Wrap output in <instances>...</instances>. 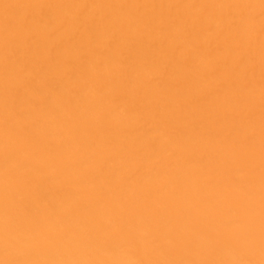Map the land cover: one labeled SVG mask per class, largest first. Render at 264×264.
<instances>
[{
    "label": "bare ground",
    "instance_id": "obj_1",
    "mask_svg": "<svg viewBox=\"0 0 264 264\" xmlns=\"http://www.w3.org/2000/svg\"><path fill=\"white\" fill-rule=\"evenodd\" d=\"M0 264H264V0H0Z\"/></svg>",
    "mask_w": 264,
    "mask_h": 264
}]
</instances>
